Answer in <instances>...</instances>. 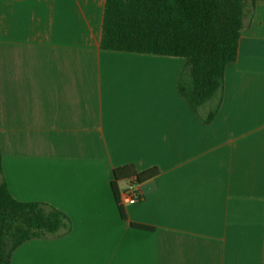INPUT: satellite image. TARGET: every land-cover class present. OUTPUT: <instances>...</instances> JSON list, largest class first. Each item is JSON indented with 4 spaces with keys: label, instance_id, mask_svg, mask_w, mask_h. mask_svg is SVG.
Listing matches in <instances>:
<instances>
[{
    "label": "crops",
    "instance_id": "0c3cea01",
    "mask_svg": "<svg viewBox=\"0 0 264 264\" xmlns=\"http://www.w3.org/2000/svg\"><path fill=\"white\" fill-rule=\"evenodd\" d=\"M104 7L0 0L2 177L16 200L72 222L12 264H264V0L209 123L218 99L190 107L185 59L101 50ZM126 166L158 175L124 220L112 182Z\"/></svg>",
    "mask_w": 264,
    "mask_h": 264
},
{
    "label": "trees",
    "instance_id": "16d2710c",
    "mask_svg": "<svg viewBox=\"0 0 264 264\" xmlns=\"http://www.w3.org/2000/svg\"><path fill=\"white\" fill-rule=\"evenodd\" d=\"M254 6L255 0H105L100 48L185 59L186 79L182 76L179 91L195 112L218 99L209 123L220 108L226 67L239 58L244 20ZM157 175V169L137 173L133 166L114 170L116 201L119 182L139 184ZM119 209L126 220L121 205ZM71 231L64 212L12 197L2 177L0 151V264H12L15 251L28 241L60 239Z\"/></svg>",
    "mask_w": 264,
    "mask_h": 264
},
{
    "label": "built area",
    "instance_id": "2783aa9c",
    "mask_svg": "<svg viewBox=\"0 0 264 264\" xmlns=\"http://www.w3.org/2000/svg\"><path fill=\"white\" fill-rule=\"evenodd\" d=\"M137 188L138 183L130 181L128 188L120 196L119 204L121 206L137 204L140 201Z\"/></svg>",
    "mask_w": 264,
    "mask_h": 264
}]
</instances>
